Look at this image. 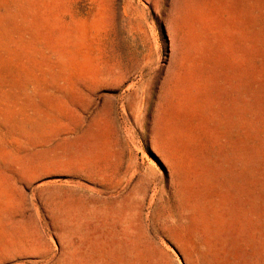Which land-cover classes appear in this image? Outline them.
<instances>
[{
    "label": "rangeland",
    "instance_id": "374dc122",
    "mask_svg": "<svg viewBox=\"0 0 264 264\" xmlns=\"http://www.w3.org/2000/svg\"><path fill=\"white\" fill-rule=\"evenodd\" d=\"M0 264H264V0H0Z\"/></svg>",
    "mask_w": 264,
    "mask_h": 264
}]
</instances>
